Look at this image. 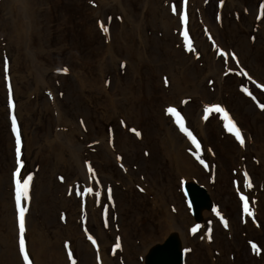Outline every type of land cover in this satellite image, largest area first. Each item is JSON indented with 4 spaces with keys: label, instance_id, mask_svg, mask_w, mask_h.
Instances as JSON below:
<instances>
[{
    "label": "rangeland",
    "instance_id": "rangeland-1",
    "mask_svg": "<svg viewBox=\"0 0 264 264\" xmlns=\"http://www.w3.org/2000/svg\"><path fill=\"white\" fill-rule=\"evenodd\" d=\"M98 1L48 0L53 15L52 26L57 22L60 23L64 18H68L73 28H66L65 44L61 45V42H64L62 40H57V42L54 40L50 44L48 58H42L47 88L41 87L39 92H28L26 86L20 83V75H25L33 85L32 78L38 73L40 65L37 61L40 60L34 58V63L28 67L29 71H27L26 67L32 63L31 52L18 50L16 45L13 46L14 48L8 49L4 37L0 36V174L2 177L6 174L8 178L10 173L8 185L10 184L11 198L7 195L6 201H11L12 204L16 248L21 264H25V261L19 251L21 234L16 207L17 179L21 181V206L26 209V214L32 190L34 187L35 190L37 186L41 187V185H37V182H33L35 179H39V168L43 169L42 175L45 177H40L39 182L44 180L50 186H43L41 201L38 202L36 211L38 213L44 204H50L49 210L55 209L48 220L49 222L45 224L44 229H46L47 235L53 236L58 228L64 226L63 223L68 215H77V208L73 204L70 206L71 213L67 209L56 208L58 202L50 201V192L46 193L45 190L49 188L51 191V183L56 182L61 186H66V183L64 184V178L67 177V172L64 171L66 169L61 165L59 172L52 170L53 158L50 147L52 142L57 141L61 143L65 157H67L69 149L75 153L73 159L79 160V163L84 167L86 175L77 177L76 183L67 187L66 195L73 196L76 203L78 201L79 214L78 219L75 218V224L94 251L98 249V242L95 228L87 224L88 198L93 206L99 207V209L97 207L100 210L97 217L104 230L107 231L110 245L109 254L116 257L119 264H124L123 252L128 253L130 258L141 264H150V257L152 258V255L158 252L166 241L171 242L172 250L179 255L180 264H264V108L261 107L264 105V0H201L199 5L196 4V0H154L155 4H160L159 11L168 5L169 14L175 19L174 27L167 34L164 33V29L161 30L158 21L160 15L157 16V19L150 16V20H148L145 13L146 4H141V0ZM96 2L97 4H95ZM116 4L118 5L116 6ZM12 5L17 7L16 2ZM101 6V13L104 15H93L91 10L95 7L101 8ZM129 10L137 19L141 18L138 26L141 33L139 39L135 38L137 50L134 57L139 56L140 52L141 56L145 57L146 48L143 45H154L151 52H160L161 58L164 56L171 58V48L178 50L185 57V59L182 56L180 58L177 53L176 57L172 56V62L180 63L178 66H185L192 59L199 65L198 69L202 71L196 72L198 74H196V79L198 82L202 80V87L208 91L203 98L205 104L210 103L201 110L199 117L200 122L206 125V129H204L206 132L203 137L199 136L196 128H193L195 123L189 124L188 115L183 109L188 104L191 122L192 119L197 121L196 116L201 109L200 99L190 93H185L186 97L179 103L174 99H169L168 93L175 86L171 85L169 88L170 71L164 69L149 71L150 68L146 69L144 66V69H136L139 73L136 72V77L132 78L133 68L123 57V52L121 57L114 55L113 59L107 62L102 49L103 85L106 91L110 92L109 98L116 99L120 103L121 100L133 102L135 108H127V105L130 104L126 103L122 106L124 108L121 112L123 120L119 119L120 116L114 119L110 114L112 112L111 106H109L110 100L103 96L98 98L103 100L104 107L97 109L96 112V115H99L97 131H105L108 137V146L114 153V157L104 164L103 157L98 152L94 140L97 135L88 132L87 139L83 141L84 147L90 155L97 154L98 157L85 160L76 155L75 149H70L69 138L65 141L63 133L68 129L67 123L58 116V111L50 110L52 99L56 96L62 107L69 109L70 113L75 111L74 108L81 97L82 90L81 81L76 75V71L80 69L81 65L75 63L74 54L72 55L70 52H76L80 63L91 58L92 49L97 46L95 37L98 32L103 38L104 44L108 43L112 30L121 24L123 15L128 16ZM191 17L192 26L189 23ZM225 17H227L226 24H221ZM126 25L129 26V24ZM223 27L225 33L219 32L216 36V30H222ZM0 28H7L6 20L0 21ZM103 28H107L108 31H103ZM70 30L72 33L69 32ZM164 38L165 46L168 49L166 53H162L160 47L155 48L158 42L156 39L160 41ZM36 43L39 42L33 38L32 42L23 44L25 46L23 49L30 50L29 46L34 48ZM201 43L207 44V46L203 48ZM22 51L28 55L25 67H21V71L26 69V73L17 72L22 61L21 57H23ZM214 58H220L222 62L221 76L224 79V87L227 89V96L222 97L223 99L220 101L223 105L222 103L211 104L216 100L211 94L214 83L211 76L204 73V69ZM158 62L161 68L163 62ZM21 63L24 64V61ZM12 64L18 66L15 68L13 65V71L9 73V67ZM73 64L77 66L73 68ZM146 65L152 66L151 64ZM178 66H173L175 72H177ZM187 67L191 73V65ZM2 94L5 95V100ZM22 94H25L28 100L27 108L20 111V121L15 106ZM162 94L165 98L162 97ZM146 95L148 96L147 101L141 99V96ZM42 98H44V102ZM10 99L11 107L9 106ZM216 107L222 111H216ZM169 108H174L176 113H179L180 121L186 131L182 130L181 125L177 123V116L168 112ZM162 109V117L167 118L166 120L171 122L174 131L188 142L191 149L186 154L200 169V173L189 177L188 184L185 180L179 179V187H177L174 172L168 167L167 162L157 158V153H155L157 147L152 145L153 142L147 141V145H142L138 151L134 141L131 145L137 150V154H131L130 149L125 148L127 142L124 136V126L129 128L127 132L130 136L139 138L136 139L138 141H141V138L148 139L150 137L152 139L154 136H150V133L156 130ZM255 111L260 115H256ZM125 112L131 115L128 118L129 121L125 117ZM5 114L7 115L5 116ZM72 116L71 122L79 123L85 132L83 117L74 116V113ZM13 118L16 121L15 131H13ZM135 119L139 123H136ZM218 122L220 126L217 124ZM233 125L235 129L229 131ZM23 126H28L32 130L33 147L38 148L35 153L39 162L36 163L34 169H27L28 162L25 157H22L24 154L21 151L24 144ZM235 130L240 132L243 143L236 138ZM189 133H191V137ZM17 135L20 137L19 153H17ZM193 138L195 142H193ZM46 161L51 162L49 166ZM163 162L165 164L161 167ZM41 164H43L42 167ZM124 165L136 173L131 182L132 191L139 196H144L143 186L154 187L155 173L159 177L161 176V180L158 181L159 186H163L168 198V207L176 216L177 229L170 226L169 223L163 224V228L159 229L157 224L146 220L144 225H140L137 235L133 236L134 231L123 221L125 217L121 215L119 219L118 213L112 212L115 210L114 204L117 205L118 202L116 200L117 193L114 190L116 187L123 188L121 184L127 176L124 172ZM100 166L113 177V180L103 188L98 177V167ZM51 170L57 172V175ZM72 174H70L71 177ZM28 177L31 179L25 196L23 195V180ZM74 178L75 176L69 181L72 183ZM87 178L89 186H86V181L83 182ZM184 183L189 187L190 194L184 190ZM206 188L210 189V195L206 192ZM88 189L91 191H87ZM7 190L9 191V188ZM60 190L54 196H59ZM198 190L201 192L202 199L196 195ZM96 191L100 192L99 196H96ZM94 198L99 201L96 203ZM134 200L140 201V198ZM245 204H247V210H245ZM109 209H112L111 213ZM145 211L149 213L148 220H151V212L146 209L143 212ZM203 211L210 212V217L208 213L202 216ZM186 216L190 218V221L186 219ZM132 218L134 219V216ZM35 222L41 223L38 215ZM179 232L182 233L183 243H181ZM172 236H175L177 240H174ZM23 237L25 239L24 233ZM53 237L54 240L58 239L61 243L62 239L55 238L57 236ZM65 238L66 240L61 243V257L63 261L67 260L68 264H73L75 258L71 247L72 241L70 238ZM131 242L135 246L134 249L131 248ZM143 244L148 250L146 252L147 260L139 257L138 252ZM28 257V264H33L30 255ZM96 257L99 262L98 253Z\"/></svg>",
    "mask_w": 264,
    "mask_h": 264
},
{
    "label": "bare ground",
    "instance_id": "bare-ground-1",
    "mask_svg": "<svg viewBox=\"0 0 264 264\" xmlns=\"http://www.w3.org/2000/svg\"><path fill=\"white\" fill-rule=\"evenodd\" d=\"M98 1V0H96ZM191 1V0H190ZM17 3V7L13 6L12 4ZM99 2V1H98ZM201 0H196V4L199 5ZM146 4V14L148 16V20H150V16L157 19V16L160 15V19H158L161 30L164 29V33L167 34L168 32H171V28L174 27L175 19L169 14L168 11V5L160 11L158 8L160 7V4H155V1L153 0H141V4ZM97 4V2L95 3ZM118 4H116L117 6ZM103 6V2H102ZM101 8L95 7L91 10L92 14L95 16H103L104 14L101 13ZM16 7V8H15ZM39 7V8H38ZM43 7V8H41ZM162 7V6H161ZM197 7V6H196ZM199 7V6H198ZM0 21L6 20V29L0 28V36L4 37V41H6V46H8V49L10 47L14 48L16 45V48L18 50H24V51H30L32 58V63L28 64L27 71H29L28 67H30L34 63V58L40 61H37L40 65V68L38 70V73L33 76L34 84L32 85L28 78L25 77V75H20V83L22 85L26 86V89L28 92H39L41 87L47 88V81L45 76V69L44 63L42 62V58H48V51L50 48V44L54 42V40H62L64 42H61V45L65 44L66 39V28L71 27L73 28V25L70 24V21L68 18H64L61 20L60 23L57 22V24L52 26V19L53 15L50 11L51 8H49L48 0H2L0 5ZM131 18V20H130ZM205 20V19H204ZM141 18L137 19L131 10L128 11V16L125 17L123 15V21L120 25L116 27V29L112 30V34L109 36V42L104 44L103 38L101 35L98 34L95 37V42L97 43L96 48L92 49V57L89 59H86L79 62L76 52H70L72 55L74 54V61L76 64L81 65L80 69L76 71V75L78 79L81 81L82 90L80 92L81 97H79L78 101L76 102V107L74 108L72 113H70L69 109H66L61 106L60 100L54 96L52 99V107L50 108L51 111H58V116L62 118L67 124L66 127L68 128L65 133H63V137L66 140H70V149H75L76 155L79 156V158L88 160V159H96L97 154L90 155L87 149H85L83 141L87 139V133L91 132L97 135L94 140L96 141V145L98 147V152L102 155L104 164H107L111 158L114 157V153L108 146V137L105 133V131L101 130L100 132L97 131V128H99V115H96L97 109L104 107L102 104L103 100H99L98 98L102 97L107 98L109 101L110 110L112 111L111 117L115 119V117L120 116L119 119H122L121 112L124 110L122 107L123 105H127V108H135L133 102H126V100L116 101V99H111L110 92H107L104 85H103V72H102V51L104 50V55L106 57L107 62L112 60V56L118 55L122 56L126 59L128 65H130L133 72L132 78L136 77V72L139 73L136 69L141 70V68L144 69V66L147 68H150L149 71H157V70H168L170 71V82L168 80L169 88L171 85H175L173 90L170 91L169 99L176 100L177 103H179L183 98H185V93H190L194 96H196L198 99L201 100L199 102V106H201L200 111L198 112L197 121L192 119L191 122V116L189 114L188 104L183 107L184 111L188 115L189 124L192 125L194 122L195 125L193 128H196L198 135L204 136L206 125L200 122L199 117L201 114V110L204 107H207L210 103L205 104V100L203 99L205 97V94L208 92L205 88L202 87L200 80L199 82L196 79V72H200L202 70L198 69V64L192 59L187 65L178 66L180 63L173 61L172 62V56L176 57V53L180 55L181 53L178 50H175L174 48L170 49V52L172 53L171 58L169 56H164L161 58V53L157 51L151 52L154 49V45H143L145 49V57L141 56V52L139 53V56L134 57L137 50V42L135 41L136 37L139 39L141 30L138 29V26L140 24ZM206 21V20H205ZM192 22V17L190 18V25ZM227 17H225L221 24H226ZM69 24V25H68ZM126 24H129L127 26ZM84 25V24H83ZM4 27V26H3ZM217 29V28H215ZM163 31V30H162ZM72 33V31H69ZM224 34L225 28L216 30V36L218 33ZM42 33H44L42 35ZM90 33V32H85ZM232 33H235L232 31ZM225 36V35H221ZM165 37V36H164ZM33 38L36 39L39 43H36V47L30 48V50L23 49L25 46L23 44H27L28 42H32ZM157 46L155 48L160 47L161 52H165L168 50L165 46V38L163 40L156 39ZM13 43V44H12ZM60 44V43H59ZM202 47L205 48L207 44L201 43ZM32 45H34L32 43ZM14 46V47H13ZM103 49V50H102ZM10 51V50H9ZM23 52V57H21V60L24 61V64L20 62V68L16 64H12L9 67V73H11L12 66L15 65L18 66L17 72H24L26 73V69H22L21 67H25V62H27V54ZM203 52V51H202ZM204 54V52H203ZM144 56V55H143ZM205 56V55H204ZM183 57V56H182ZM187 58V57H186ZM203 59V56H201ZM185 59V57H183ZM20 60V58H19ZM15 60L13 62L15 63ZM162 61L163 64L160 68L159 62ZM155 65H154V64ZM157 63V65H156ZM73 64V68H75L77 65ZM146 64H151L146 65ZM221 60L220 58H214L211 60V63H209L206 66V69H204V73L206 75H210L213 79V92L211 93L212 96H214L215 101H213L211 104H218L222 103V97L225 95L227 96V89L224 87V79L221 76ZM154 65V66H153ZM192 67L191 73L190 69L187 66ZM173 66H178L177 72L173 70ZM190 67V68H191ZM13 74V73H12ZM198 75V74H197ZM2 80V77H1ZM135 82V81H134ZM16 87V84H14ZM178 86V88H177ZM185 87V88H184ZM3 93V92H2ZM127 94L129 92H126ZM137 95V94H136ZM4 100L5 95L2 94ZM168 97V95H166ZM146 97V98H145ZM162 97L165 98V96L162 94ZM17 106V113L19 115V120L21 121L20 111L25 110L26 102L28 100V97L25 94H22V97H20ZM136 99V98H134ZM141 99L147 101L148 96H141ZM44 102V98H42ZM125 103H123V102ZM45 105L47 103L45 102ZM96 105V106H95ZM223 105V103H222ZM252 110V109H250ZM5 113V112H3ZM7 113V112H6ZM73 113L74 116L78 115L80 117H83L85 120L84 126H85V132L81 128L80 124L77 122H71L73 119ZM256 115H260L255 111ZM7 114H5L6 116ZM57 115V113H56ZM125 117L128 119L131 117V115H128L127 112H125ZM163 116V109L161 113L160 120L157 121L156 124V130H154L152 133H150V137L148 139L141 138V141H138L136 137H132L129 135V128L127 126H124V136L126 139V145L125 148H129L132 153L137 154V150L139 151L142 145H147V141L153 142L152 145L157 150L155 153H157V158H160V160H163L164 162H167V165L171 170L174 172L173 175L176 177L177 187H179V179L185 180L186 183L190 182V176L193 177L200 173V169H198L192 159L186 154L188 150L191 149L188 142L178 133H176L171 122L166 120L167 118L162 117ZM102 117V115H101ZM195 117V118H196ZM123 120V119H122ZM71 124H70V123ZM136 123H139L137 119H135ZM216 122V121H215ZM124 125L126 123L123 122ZM217 124L220 123L218 122ZM127 127V129H126ZM220 128V127H219ZM23 141L24 144L22 146V152L23 158L25 157L28 165L27 169L32 168L36 166V163L39 162V158L36 155L37 147H33L32 143V130L29 129L28 126H23ZM155 132V133H154ZM158 134V136H156ZM247 140V139H246ZM135 141V144L137 145L136 149H134V146L131 145ZM129 142V143H128ZM156 142V143H155ZM34 148V150H33ZM50 150L52 152V163L46 161L47 165L49 166V163L52 165V170L59 172V167L62 165L67 172V177L64 178V184L66 183V186H61L57 182L51 183L52 190L50 191L49 188H46V193L50 192V201H56L57 207L59 209H67L69 213H71L70 206L73 204L77 208V215H68L64 221V226H61V228H58V230L53 234V236H57L55 238H59L61 240V243L63 240H66L65 237L71 239V247L73 248V255H74V263L73 264H119L116 261V257H112V255L109 254V241L107 236V231L104 230V227L101 225L99 218L97 217L98 209L93 206L92 202H90V198L87 199V224L93 228H95V235L98 242V249L97 251H94L92 247L88 244V242L85 240L83 234L78 230L77 225L75 224V218L78 219L79 214V203L73 198V196H67L66 190L67 187L72 186L75 181L78 180L77 177H83L82 175L85 174L84 167L79 163V160H74L73 155L75 153H72L68 149V155L65 157L62 149V145L59 141L52 142V145L50 147ZM123 150V149H122ZM86 151V153H85ZM130 154V155H131ZM162 158V159H161ZM165 159V160H164ZM162 163L161 167L164 166L165 163ZM45 162L43 161V164ZM41 164L40 166L42 167ZM99 166V165H98ZM40 169L39 179L40 177H45V175H42L44 173L42 168ZM163 169V168H162ZM51 170V171H52ZM1 171V170H0ZM55 171V175H57ZM124 172L127 174L126 178H124V182L121 184L123 188H115V193H117L116 203L114 204L113 208L115 209L114 213L119 216V219L121 218V215L124 216V220L126 225H129L130 228H132L133 236L137 235V233L140 230V225H144L147 221H152L154 224H157L159 229L163 228V224L169 223L170 226H173L176 228V216L173 214V212L168 207V198L165 195V190L163 186H159V177L155 173V182L154 187H148L143 186V193L144 196H139L136 193L132 191V178H134L135 174L129 167L124 165ZM73 173V174H72ZM70 174L75 176L73 182L71 183V180L73 176L71 177ZM98 177L100 178V182L102 183V188L106 187L109 181L113 180V177H111L110 173H107L104 171L103 167H98ZM86 178V177H85ZM39 179H35L33 183L37 182V185H41L35 187L32 190L31 199L28 211L25 214V222H26V230L24 231V236L26 239V251L28 255L32 258L33 264H68V261H63L61 257V250L62 245L59 243L58 239H53V236L47 235L45 224H47L49 221L50 216L53 215L54 208L49 210L50 204H44L39 209L38 213L36 211V208L38 207V202L41 201V194L43 190V186H50L48 185L44 180L43 182H39ZM10 180V173L9 177L7 178L6 174L2 177V174H0V264H21L19 254L17 252L16 248V229L14 225L13 214L11 212L12 204L11 201L7 202V195L10 196V184L8 185V182ZM83 180V179H82ZM161 180V179H160ZM87 182L86 186H89V180L84 179L83 182ZM124 184V185H123ZM68 185V186H67ZM62 187V188H61ZM187 185H183L184 190H187V193L190 194V189L187 187ZM9 188V191L7 190ZM56 189V190H55ZM61 189V190H60ZM60 190L59 196H54L56 192ZM96 190H98V187H96ZM8 191V192H7ZM59 192V191H58ZM197 196L202 199L201 192L198 190ZM206 192L210 195L211 191L210 189L206 188ZM100 193V192H99ZM98 191H96V196H99ZM187 194V196L190 198V196ZM135 198H140V201L134 200ZM200 199V200H201ZM96 201H99V199H95ZM94 201V202H95ZM51 202V203H52ZM47 205V206H46ZM40 206V204H39ZM150 208L152 209L150 211ZM200 208V206H199ZM117 209V211H116ZM148 210L151 212V220H148L149 213L147 211L143 212L144 210ZM112 209H109V212L111 213ZM123 211V213H121ZM132 212V213H131ZM201 212V209H200ZM126 213V214H124ZM208 216L210 217V212H207ZM206 211H203V215H207ZM200 214V213H199ZM40 218V224L36 223L35 220L37 218ZM134 216V219L132 218ZM201 216V215H200ZM74 217V218H72ZM186 219L190 221V218L186 216ZM111 221V218H110ZM93 224V226H92ZM177 229V228H176ZM179 231V230H178ZM111 232V231H109ZM182 233L179 232V237L181 240V243H183V236ZM64 235V237H63ZM130 236V234H129ZM128 236V237H129ZM132 236V237H133ZM174 240H177L175 236H172ZM172 239V240H173ZM180 243V244H181ZM145 244H143L141 249H139V257L141 256L143 260H147L146 258V252L148 251L145 247ZM171 242L166 241L163 247L156 252L154 255H152V258L150 257V264H178L179 258L177 253L172 250L171 248ZM182 246V244H181ZM61 248V250H60ZM131 248H135L134 244L131 242ZM124 251V250H122ZM99 257V262L97 260V255ZM123 255L125 256L123 261L124 264H141L138 261L133 260L129 257L128 253L123 252ZM116 256V253H115ZM145 258V259H144ZM143 263V261H142Z\"/></svg>",
    "mask_w": 264,
    "mask_h": 264
},
{
    "label": "snow or ice",
    "instance_id": "snow-or-ice-1",
    "mask_svg": "<svg viewBox=\"0 0 264 264\" xmlns=\"http://www.w3.org/2000/svg\"><path fill=\"white\" fill-rule=\"evenodd\" d=\"M173 10L175 11V9H173ZM103 31L107 32L108 29L103 28ZM65 71H66V69H65ZM9 106L10 107L12 106L11 99L9 100ZM261 107L264 108V105H261ZM215 110L216 111H222V109H220L219 107H216ZM168 112L173 113L177 116V123H179L181 125L182 130L186 131V129L183 128V124L180 121L179 113H176V110L174 108H169ZM15 125H16V121H15V118H13V131L16 130ZM234 129H235V126L233 125V127L230 128L229 131H233ZM137 135H139V133H137ZM235 135H236V138L238 140H240L241 143H243L240 132L238 130H235ZM189 136L191 137V133H189ZM193 142H195L194 138H193ZM16 143H17V153H19V144H20L19 135H17ZM30 179H31V177H28V178L23 180V195H25V196L27 194V188H28V183H29ZM20 183H21V181L19 179H17L16 180V184H17L16 207H17V212H18V227H19V232L21 234L19 237V251L23 255V259L25 261V264H28L29 257L26 253L25 239L23 237V233L25 231V211H26V209L21 206ZM87 191H91V189H88ZM242 199H243V197H242ZM245 210H247V204H245ZM89 238L91 239V237H89ZM93 243H95V241H93Z\"/></svg>",
    "mask_w": 264,
    "mask_h": 264
},
{
    "label": "water",
    "instance_id": "water-1",
    "mask_svg": "<svg viewBox=\"0 0 264 264\" xmlns=\"http://www.w3.org/2000/svg\"><path fill=\"white\" fill-rule=\"evenodd\" d=\"M178 255V254H177ZM178 258H179V262H178V264H180V257H179V255H178Z\"/></svg>",
    "mask_w": 264,
    "mask_h": 264
}]
</instances>
